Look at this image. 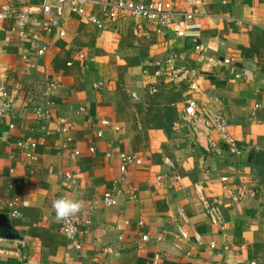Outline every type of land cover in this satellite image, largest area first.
Returning a JSON list of instances; mask_svg holds the SVG:
<instances>
[{"label": "crops", "instance_id": "obj_1", "mask_svg": "<svg viewBox=\"0 0 264 264\" xmlns=\"http://www.w3.org/2000/svg\"><path fill=\"white\" fill-rule=\"evenodd\" d=\"M42 1L22 0L17 8ZM171 1L194 14L200 39L157 35L154 26L126 13L102 30L68 8L58 30L44 32L29 19L37 45H49L32 72L22 61L24 53L33 54L29 44L15 36L5 42L16 23L0 21V86L19 90L14 112L0 122V264H151L155 255L160 264H264V0ZM87 9L104 19L103 6ZM198 43L201 53L194 50ZM168 57L175 74L166 70L155 78L151 62ZM46 74L57 85L47 98ZM46 100L53 119L38 121L34 109ZM189 100L198 105L196 129L183 120ZM56 118L71 125L67 135L55 132ZM215 118L224 131L211 125ZM105 119L121 130L101 127ZM28 139L41 144L36 164L17 147ZM64 145L80 155L68 158L60 151ZM118 152L141 158L142 165L121 176ZM222 175L254 195L230 203L220 189ZM195 184L218 205L220 225L209 222ZM105 193L117 194L115 206L103 204ZM62 197L81 204L73 215L80 251L55 218L52 202ZM14 198L29 204L18 218L5 206Z\"/></svg>", "mask_w": 264, "mask_h": 264}, {"label": "built area", "instance_id": "obj_2", "mask_svg": "<svg viewBox=\"0 0 264 264\" xmlns=\"http://www.w3.org/2000/svg\"><path fill=\"white\" fill-rule=\"evenodd\" d=\"M18 3H22V0H4L0 4V21L13 20L16 23V27L7 32L5 42H10L12 37L15 36L19 42H27L29 49L33 51L31 53H24L22 55V61L29 71H34L37 68L38 60L43 59L49 49L48 44L37 45L39 37L36 34L31 35V25L27 23L29 19L38 22L42 26V30L50 32L51 30H58L59 20L64 14V10L68 8L72 13L87 23L94 25L98 30H102L105 23H115L120 14L126 13L129 17L143 20L145 23L154 26L155 33L162 35L167 32L171 33L175 38L182 40H198L201 35V25L195 21V16L191 12L176 10L171 0H151L149 2L134 3L132 0H55V4H50L47 0H43L40 4H25L21 9H18ZM202 0H195L194 6H201ZM103 6L105 11L103 13L104 19L95 17L88 12L89 6ZM59 37H64L65 33L61 30L58 32ZM194 50L203 52V46L198 43L194 46ZM83 58V56H79ZM151 67L158 69L154 77L158 78L166 70L175 74V67L171 57L164 60H156L151 62ZM145 74V72H143ZM189 88L196 89L195 83H188ZM57 88L54 80L50 75H44V88L43 95L47 98ZM151 93H156V88H150ZM19 90H15L13 93L9 92L3 85L0 86V122L6 117L10 116L14 112L15 104L18 100ZM50 103L46 100L42 107L34 109V117L38 121L49 122L53 119V115L49 109ZM260 106L254 105L253 110L258 111ZM80 112H85L84 108L80 109ZM200 115L198 113V105L195 100H189L183 111V120L189 124L192 128L196 129V126L200 123ZM56 120L55 132L60 135H67L70 132L71 125L64 119ZM222 121L219 118L212 120L211 125L220 131H224ZM101 127L106 128L114 133H117L121 128L110 123L108 120H102L100 122ZM96 137L101 138V131H96ZM71 139L67 137L65 142H70ZM231 147V152H234L233 145L228 142ZM41 145L33 139L17 142V147L21 151L23 157L30 161L32 164L38 162V156L35 154V149ZM61 152L68 154V158L75 159L80 155L78 150H68L66 145L61 147ZM89 153H95V147L90 146L88 148ZM264 153V149H263ZM117 158L120 161L118 168L119 174L124 176L128 169L134 166L142 165V159L131 154L123 152L116 153ZM107 158L112 157L111 154L106 155ZM13 171L11 170L10 173ZM64 179L70 181L73 179V175L70 173H64ZM209 181V174L204 179ZM220 189L223 196L230 203L241 202L248 198H251L254 193L248 189L244 184H238L234 182L233 178L228 175H222L218 178ZM194 190L197 193L200 202L202 203L205 214L212 225L221 224V216L218 205L216 202L210 203L202 193V186L200 184L194 185ZM119 194V192L117 193ZM116 194V195H117ZM116 195L111 193H105L102 198V202L107 207L115 206ZM133 198V197H132ZM131 199V197H130ZM29 204L27 201L20 202L18 198H14L6 202L5 206L10 209V216L12 218L20 217V207H27ZM80 222L77 217L71 216L67 220L61 222V234L66 241L73 245L76 251L81 250V244L77 241L79 234ZM141 225V222L138 223ZM182 238L187 239L186 233L180 231ZM141 240L147 242V236H142ZM210 248H214V243L209 244ZM105 253L110 254L111 248H106ZM161 257L155 255L151 264H160ZM250 264H255L250 263Z\"/></svg>", "mask_w": 264, "mask_h": 264}, {"label": "clouds", "instance_id": "obj_3", "mask_svg": "<svg viewBox=\"0 0 264 264\" xmlns=\"http://www.w3.org/2000/svg\"><path fill=\"white\" fill-rule=\"evenodd\" d=\"M52 208L55 212L56 220L64 221L78 213L81 209V204L78 201H73L62 197L53 200Z\"/></svg>", "mask_w": 264, "mask_h": 264}]
</instances>
